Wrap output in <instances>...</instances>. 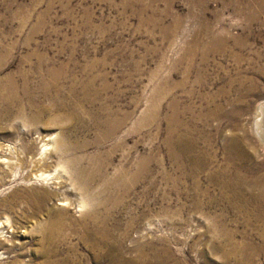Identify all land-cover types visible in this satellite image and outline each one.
<instances>
[{
    "label": "rangeland",
    "instance_id": "374dc122",
    "mask_svg": "<svg viewBox=\"0 0 264 264\" xmlns=\"http://www.w3.org/2000/svg\"><path fill=\"white\" fill-rule=\"evenodd\" d=\"M9 76L0 264H264V0H0Z\"/></svg>",
    "mask_w": 264,
    "mask_h": 264
},
{
    "label": "bare ground",
    "instance_id": "6f19581e",
    "mask_svg": "<svg viewBox=\"0 0 264 264\" xmlns=\"http://www.w3.org/2000/svg\"><path fill=\"white\" fill-rule=\"evenodd\" d=\"M224 40V39H223ZM25 66V65H24ZM51 69V68H50ZM44 71V70H43ZM35 72V71H34ZM53 72V71H52ZM20 74V73H19ZM36 75V74H35ZM8 76V75H7ZM15 76V75H14ZM16 77V76H15ZM35 78V77H34ZM46 78V77H45ZM21 80H22V92L25 94V95H27V96H29L30 94V92H29V73L27 74V72L26 71H22V73H21ZM8 83L7 84H1L0 83V92H1V96H2V98H3V100H5L7 103H8V105H11V103H12V100L14 99V97L17 95V89H19V84L13 79V77H11V76H9L8 77V81H7ZM52 86V85H51ZM37 87V86H36ZM48 87V86H47ZM5 90H9L10 91V93H12V96L11 97H7L6 95L4 96V94L2 93V92H4ZM20 90V89H19ZM19 92V91H18ZM10 98H12V99H10ZM20 99V98H19ZM6 105V104H5ZM25 105V104H24ZM1 107V106H0ZM259 109H260V113L258 114V117L256 118V130H257V132L261 135V136H263L264 137V101H262L261 103H260V105H259ZM7 111H8V109H7ZM25 113V112H24ZM27 113V112H26ZM25 115H27V114H25ZM124 123V121H123V119H113V118H110V117H106V119H104L102 122H100V123H98L97 125L99 126V127H101V126H104V127H106V129L104 130V132H102V138L103 139H109V137L110 136H112L113 134H115L116 135V133H117V130L122 126V124ZM51 140H52V142L54 143V144H59V143H61V142H63V141H61V142H59L58 140H56L55 139V137H52L51 138ZM47 144V143H46ZM56 145V146H57ZM40 162V161H39ZM146 165H145V163H143L142 165H141V173L144 171V167H145ZM36 168V167H35ZM63 168V167H62ZM67 168V167H66ZM145 169H146V167H145ZM37 171V170H36ZM65 171V170H64ZM66 171H68V169L66 170ZM139 172V173H140ZM37 173V172H36ZM51 173V172H50ZM78 173V172H77ZM44 174L45 173H43L42 172V174L41 175H43V177H44ZM46 175V174H45ZM49 176H51L52 177V175L51 174H48L47 176H46V179H49L50 177ZM137 176V175H136ZM49 177V178H48ZM58 177H60V175H58ZM83 181V180H82ZM118 181H120V182H122L123 181V179H122V177L121 178H119V179H117V182ZM60 182V181H59ZM89 179L87 180L86 179V182H84V184H83V186H81V190L82 191H88L89 189H90V186H89ZM74 183V182H73ZM77 184V183H76ZM74 185V184H73ZM75 189V188H74ZM78 189H80V188H78ZM81 191V192H82ZM98 192V191H97ZM80 193V192H79ZM88 194V193H87ZM95 194V193H94ZM96 194H98V193H96ZM48 195H50V193L48 192V191H46V193L44 194V196H42V202H43V199H44V197H46V196H48ZM85 196V195H84ZM81 197H83L82 195H81ZM91 197H89V199H90ZM101 198V197H100ZM99 198V199H100ZM62 199V198H61ZM87 199H88V197H87ZM87 199H84V197H83V199H81V201L79 202V205L81 206V207H83V206H85L86 207V205H89V200H87ZM65 200V199H64ZM80 200V199H79ZM92 201V200H91ZM96 203V202H95ZM91 206V205H90ZM80 207V208H81ZM89 207V206H88ZM98 207V206H97ZM96 207V208H97ZM95 208V207H94ZM82 209V208H81ZM85 209V208H84ZM88 209V208H87ZM96 212H97V210H96ZM3 222V221H2ZM52 226V225H51ZM49 228V227H48ZM52 228V227H51ZM50 229V228H49ZM50 235H51V233H50ZM49 235V236H50ZM46 236V235H45ZM44 236V237H45ZM49 236H47L46 237V240H48L49 241ZM144 236V235H143ZM45 239V238H44ZM142 239V238H141ZM51 241V240H50ZM149 244V243H148ZM260 245V244H259ZM257 247V246H256ZM262 247V246H261ZM258 248V247H257ZM261 250V249H260ZM258 251V250H257ZM144 252H146V251H144ZM47 254V253H46ZM249 255V254H248ZM143 257V256H142ZM250 257H252V256H250ZM54 263V262H53ZM137 262L136 261H134V260H129V262H127V261H120V263H118V264H136Z\"/></svg>",
    "mask_w": 264,
    "mask_h": 264
}]
</instances>
